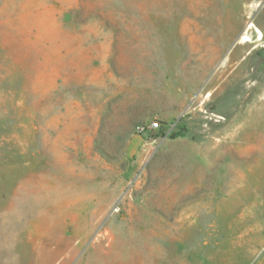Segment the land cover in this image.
Wrapping results in <instances>:
<instances>
[{
	"label": "rangeland",
	"instance_id": "rangeland-1",
	"mask_svg": "<svg viewBox=\"0 0 264 264\" xmlns=\"http://www.w3.org/2000/svg\"><path fill=\"white\" fill-rule=\"evenodd\" d=\"M0 264H264V0H0Z\"/></svg>",
	"mask_w": 264,
	"mask_h": 264
},
{
	"label": "built area",
	"instance_id": "built-area-1",
	"mask_svg": "<svg viewBox=\"0 0 264 264\" xmlns=\"http://www.w3.org/2000/svg\"><path fill=\"white\" fill-rule=\"evenodd\" d=\"M160 127L159 122L151 121L150 123L146 124H139L135 127V132L139 135H147L151 131L156 130Z\"/></svg>",
	"mask_w": 264,
	"mask_h": 264
},
{
	"label": "bare ground",
	"instance_id": "bare-ground-1",
	"mask_svg": "<svg viewBox=\"0 0 264 264\" xmlns=\"http://www.w3.org/2000/svg\"><path fill=\"white\" fill-rule=\"evenodd\" d=\"M258 37L260 38V39H262V37H263V35H262V33L260 32V31H258ZM242 39L244 40V41H248V37L246 36V35H244V36H242ZM250 40V39H249Z\"/></svg>",
	"mask_w": 264,
	"mask_h": 264
}]
</instances>
